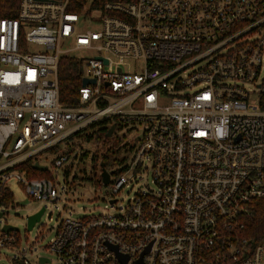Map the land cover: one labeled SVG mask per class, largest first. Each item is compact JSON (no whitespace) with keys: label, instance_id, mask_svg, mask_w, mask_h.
Masks as SVG:
<instances>
[{"label":"built area","instance_id":"obj_1","mask_svg":"<svg viewBox=\"0 0 264 264\" xmlns=\"http://www.w3.org/2000/svg\"><path fill=\"white\" fill-rule=\"evenodd\" d=\"M65 57L90 81L76 104L61 101ZM263 107L264 0H20L0 22V213L12 180L34 201L59 196L17 166L95 125L137 124L131 159L106 169L110 204L142 173L154 189L61 221L55 262L37 264H264V239L245 236L264 200ZM4 227L0 250H14Z\"/></svg>","mask_w":264,"mask_h":264},{"label":"rangeland","instance_id":"obj_2","mask_svg":"<svg viewBox=\"0 0 264 264\" xmlns=\"http://www.w3.org/2000/svg\"><path fill=\"white\" fill-rule=\"evenodd\" d=\"M83 69L85 73L86 62ZM85 132L91 134L93 138L89 141L85 137L68 139L60 144V152L46 151L34 158L36 159L34 163L38 162L48 167L59 194L57 199L48 202L34 201L15 180L9 183L13 198L6 208H2L4 216L0 218V226L10 225L17 228L19 244L14 250H0V264H11V260L16 258L19 252L24 253L31 264H37V259L40 257H49L55 262L56 257L50 254L48 245L54 238L56 228L61 221L98 217L116 212L118 209H123L137 193L154 189L150 174L142 173L129 185V188L116 195L118 203L112 206L111 188L97 183L101 180L100 161L97 158L108 149H112L109 167L117 169L119 162L129 161L132 156L130 149L137 146L141 127L137 124L119 125L110 138L99 132V127L90 128ZM70 150V161L62 168H55L54 158L65 151L68 154ZM66 171H69L68 176ZM42 208H45V213L40 222L29 230L28 218Z\"/></svg>","mask_w":264,"mask_h":264},{"label":"trees","instance_id":"obj_3","mask_svg":"<svg viewBox=\"0 0 264 264\" xmlns=\"http://www.w3.org/2000/svg\"><path fill=\"white\" fill-rule=\"evenodd\" d=\"M107 1L121 2L124 0H97V4H103ZM19 5L20 0H0V22L5 19H16L19 14ZM59 80L61 101L66 104H76L78 101L79 89L83 85L82 69L79 61L71 57L63 58L60 62ZM94 127H99V132L101 131L102 134L104 133L105 137L108 138L107 134L110 128L105 126V124L101 123L93 126V128ZM76 136L85 137L87 141L93 138L91 134H86V132L83 135L80 133ZM74 139L75 138L72 140ZM111 150L112 149H108L97 158V160L100 161V167L103 164L107 170L111 168L109 167L111 163ZM131 150L132 148L130 151ZM50 151L54 153L60 152L61 148L55 146ZM69 153L71 154V150ZM84 157L86 158L87 155L85 154ZM34 160L36 159L30 158L25 163L17 166L16 169L27 172L29 178L50 179L51 175L48 170L37 171L34 169ZM123 162L124 161L119 162V165L123 164ZM68 174L69 171H66L67 176ZM97 183L102 184V180H98ZM5 199L6 203H9L12 198L11 196H6ZM245 236L256 242L264 239V200L254 203L253 215L245 221Z\"/></svg>","mask_w":264,"mask_h":264},{"label":"water","instance_id":"obj_4","mask_svg":"<svg viewBox=\"0 0 264 264\" xmlns=\"http://www.w3.org/2000/svg\"><path fill=\"white\" fill-rule=\"evenodd\" d=\"M89 83H90L89 80H84L83 81L84 85L89 84ZM115 128H116V126L113 125L109 129L108 134H107L108 138L113 136V134L115 132ZM101 168H102L101 177H102L103 184L104 185H108L110 183V174L107 172V170L105 169L103 164H102ZM34 169L37 170V171H46V170H48V167H44L43 165H41L40 163L37 162V163L34 164ZM44 213H45V208H42L38 213H36L33 216L28 218V229L29 230H32L35 227V225L38 222H40V220H41V218H42ZM0 217H2V213H0ZM4 231L9 232V231H19V230L17 228H14V227L10 226V225H6L4 227ZM44 261L45 260H42V262H44Z\"/></svg>","mask_w":264,"mask_h":264}]
</instances>
